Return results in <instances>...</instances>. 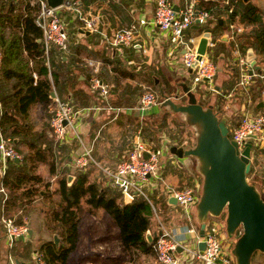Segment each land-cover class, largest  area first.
Instances as JSON below:
<instances>
[{
  "label": "crops",
  "instance_id": "obj_1",
  "mask_svg": "<svg viewBox=\"0 0 264 264\" xmlns=\"http://www.w3.org/2000/svg\"><path fill=\"white\" fill-rule=\"evenodd\" d=\"M82 1L86 7L85 10L83 8L84 12L96 17L97 30L84 29L81 22L73 19L69 11L63 13L68 31L69 48L66 51H60L55 45H51L52 58L55 60V70L58 73V84L52 85L51 89L54 94L52 96L49 94L48 102L39 100L33 102L25 116L21 118L18 116L19 123H24V126L27 124L35 132L44 133L49 141L53 139L49 154V159L53 163V171L50 169L49 162H39L34 171L48 182L47 188L52 192L55 200L59 198L60 179L66 177L68 184L74 180L75 174L80 169L74 165V158L84 147L91 148V154L97 164L92 162L82 169L88 170L89 180H97L105 185L109 182L100 166L114 167L138 138L145 140L146 136V142L154 140L158 145L160 137L172 132V127L163 130V124L159 126L157 124L161 122L170 126L172 123L171 126H175L179 122L178 118L182 117L162 106L161 101L141 109L137 102L140 93L147 88L152 89L151 85H159L160 93L164 92L168 96H173L175 93H181V83L190 84L191 81V72L184 67L180 53H168L167 35L153 21L154 0ZM189 1H193L199 8H208L211 14L208 25L193 24L185 31L186 34H199L206 26L214 28L213 36H211L214 42L212 57L217 65L212 82L214 90L207 88V82H202L200 91L196 90L195 93L198 100L202 104H212L218 116H226L229 124L236 122L237 117L245 112L249 114L264 112V106L262 107L260 103L262 99L264 100V92H262L264 77L261 76L262 73L264 74V61H262L264 50H259L254 43L246 44L241 48L242 37L239 39L238 34H235L241 54H245L246 57L253 56L256 59L255 64H260V68L254 70L250 83L252 100L246 103L242 89L237 85L239 68L234 63L236 54L231 47L234 39L231 38L225 9V4L230 0H173V3L180 8ZM247 1L258 6L264 13V0ZM140 19H144L145 22L139 23ZM131 23L137 25L136 37L132 44H112L110 39L115 30ZM234 23L241 25L240 27L244 29L240 32L250 31L253 37L256 33L254 29L260 24L237 20ZM88 60H91L93 64H88ZM94 73L110 86V93L106 98L107 104L117 106L120 110L117 112L114 109L104 108L82 114L78 116L76 122L81 141L70 136V132L68 141L56 142L49 125V108L53 104L54 96L69 99L76 107L99 103L100 96L90 86V76ZM47 75L52 80L50 69ZM37 78L36 73L34 80ZM101 100L103 101L101 104H105V100L102 98ZM173 118H176L177 122L173 121ZM192 131V136L191 134H186V136L195 139L193 128ZM181 135L185 136L180 133L178 136ZM14 142L22 156L29 150L20 136H16ZM263 142L264 138L261 144H264ZM259 150V143H256L251 151V170L255 172L254 169H256V172L261 174L253 176L258 181H262L264 185V153L260 155ZM0 172L2 173L1 162ZM159 172L161 180L155 187L150 186L148 190L154 207H152L153 215L148 228L152 236L155 233L158 234L160 223L166 224L165 226L173 230H181L186 224L179 213L174 214L165 224L162 221L161 215L170 216L168 212H165L169 209L168 205H177L166 199L164 183L175 187L201 183L200 174L196 170V159L191 156L178 157L172 153H165L161 158ZM69 175L70 179H68ZM0 187L4 188L1 184ZM4 189L9 196L8 190ZM41 193L43 194V190ZM42 194L30 205L27 204L29 205L27 213L23 214L22 210L18 209L10 214L17 220V215L22 213L20 221L24 220L28 225L27 238L32 242L30 256L17 257L7 251L9 247L0 222V264H9V254L15 259L16 264H35L34 250L38 248L43 239L53 236L45 226V210L43 209L45 200ZM2 196L3 192L0 191V198ZM82 203L84 211L78 222V239L76 246L68 253V264H162L157 260L156 252L145 254L133 251L128 253L120 240L119 228V235L112 236L109 230L101 225L99 215L104 209L97 208L91 212L87 210V205ZM229 241L232 242L231 239ZM252 264H264V252L256 251L252 257Z\"/></svg>",
  "mask_w": 264,
  "mask_h": 264
},
{
  "label": "built area",
  "instance_id": "obj_2",
  "mask_svg": "<svg viewBox=\"0 0 264 264\" xmlns=\"http://www.w3.org/2000/svg\"><path fill=\"white\" fill-rule=\"evenodd\" d=\"M35 1L39 6L35 21L42 29L45 52H47L50 44L55 45L60 51L68 49V31L58 13L57 9L59 7H63L73 14V17L81 22L84 29L97 30L96 17L90 13H85L79 0H63L62 4L57 7H51L46 0ZM209 18L208 9L197 8L193 1H189L183 4L182 7L175 9L174 3L170 0H154L153 21L167 35L168 53H180L184 67L190 70L191 81L189 86L195 93L196 90L200 91L202 82H207V88L214 90L212 82L217 71V65L212 57L214 42L211 37H208L206 51L198 58L197 44L203 32L186 34L185 31L193 24H205ZM144 22V19L139 21V23ZM240 26L230 22L228 28L231 32V38L234 39L232 47L239 68L237 85L242 89L246 103H249L252 100L250 83L253 74L250 73L252 68L250 60L245 54H241L239 43L235 39V34L244 30ZM136 32V23L121 26L115 30L110 42L112 44L131 45L136 37ZM143 50L145 51V49ZM194 62H196L195 66H193ZM88 64L92 65L93 62L88 60ZM1 65L2 57L0 53V68ZM33 76L36 77L35 72H33ZM90 86L100 96L99 103L76 107L69 99L54 96V108L49 118V125L52 137L56 142L68 141L70 132V136L81 141V135L76 129L78 116L104 108L114 109L117 112L120 110L117 106L107 104L106 98L110 93V86L108 83H104L95 73L90 76ZM101 98L105 100V104H101L103 102ZM157 101L156 92L150 88L142 91L137 100L138 107L141 109ZM229 125H227L228 136L237 143L240 152L252 134H256L254 144L257 143L255 140L264 138V134H262L264 131V112L262 111L255 114L245 112L236 122ZM0 135V162L1 170L4 172L7 159H20L22 155L18 149L8 142L9 137L5 138L1 131ZM162 142L163 144L160 146H152L141 138L136 139L126 155L114 167L100 166L107 181L120 190L124 197L131 200L137 196H142L152 205L148 190L150 186L155 187L161 180L159 172L161 158L171 145L177 146L180 144L168 138L163 139ZM92 162L97 164L91 154L90 147H84L74 158V165L78 168H86ZM164 186L166 199L174 196L177 205L183 206L185 210L190 208L195 210L200 193V184L175 187L164 183ZM0 191L3 192L1 198V210H3L8 194L3 187H0ZM187 217L190 219L189 214H187ZM0 222L8 247H12L17 239L24 238L28 233L27 223L24 220L18 222L13 215L1 213ZM196 222L197 224H185L181 230H173L160 223L159 230L161 233L157 234L153 243L157 260L162 264H235L231 253L232 243H230L225 231L219 230L218 221L208 218L202 236L198 233L199 223L197 219ZM200 240L204 241V248L198 247ZM33 258L35 264H46L44 252L41 250L35 249ZM8 260L9 264H16L11 254L8 255Z\"/></svg>",
  "mask_w": 264,
  "mask_h": 264
},
{
  "label": "trees",
  "instance_id": "obj_3",
  "mask_svg": "<svg viewBox=\"0 0 264 264\" xmlns=\"http://www.w3.org/2000/svg\"><path fill=\"white\" fill-rule=\"evenodd\" d=\"M79 2L85 10L84 2ZM38 12L39 6L35 0H0V131L5 138H10L8 142L16 149V136H20L29 148L19 162L8 159L5 171L0 172V184L9 192L3 210L0 198V214L10 215L18 209L23 214L27 213L29 205L43 190L45 226L53 236L43 239L37 249L44 252L46 264H68V253L76 246L78 239V222L84 211L82 202L91 212L103 208L111 215L128 253H153L157 233L151 242L146 240L145 232L150 227L153 209L145 198L137 196L126 201L122 192L111 183L102 185L97 180H89L88 170L80 168L70 184L66 177L60 179L59 198L55 200L47 188L48 182L34 171L39 162H49L50 169H53L52 160L49 159L53 139L51 142L44 133L35 132L27 124L19 123L18 116H25L33 102H48L52 85L58 84L53 49L50 45L45 53L42 29L35 21ZM226 13L229 23L236 20L260 23L254 29V37L250 31L237 34L239 39L242 37L241 48L254 43L259 50H264V13L258 6L247 0H230L226 3ZM208 21L204 25H208ZM48 69L52 80L47 75ZM33 72L38 74L37 80H34ZM163 93L156 91L158 102L163 100ZM22 213L17 215L18 221ZM31 250L32 242L27 238L16 240L7 251L26 258Z\"/></svg>",
  "mask_w": 264,
  "mask_h": 264
},
{
  "label": "water",
  "instance_id": "obj_4",
  "mask_svg": "<svg viewBox=\"0 0 264 264\" xmlns=\"http://www.w3.org/2000/svg\"><path fill=\"white\" fill-rule=\"evenodd\" d=\"M46 1L51 7H57L63 2ZM174 8L178 9L177 5ZM213 32L214 28L209 26L203 29V35L197 44L198 58L205 53L208 37L213 36ZM247 58L252 66L250 73L253 74L255 69L260 68V64H255L253 56ZM195 64L196 62L193 66ZM261 76L264 77V74ZM180 85L181 93L168 96L162 92L164 99L161 105L178 113L194 130L193 145H171L169 151L178 157L191 156L196 159V170L201 176L200 193L195 206L198 233L203 235L209 217L223 214L226 236L232 240L231 253L235 264H252L253 254L256 251L264 252V196L256 184L249 182L247 178L256 134L251 135L240 152L237 143L228 136L227 117H219L212 104L203 105L189 84L183 82ZM53 94L54 91L51 90L50 95ZM181 96L185 97V102L180 99ZM260 103L263 107L264 100ZM14 160L19 161L18 158ZM70 178L69 175L68 179ZM125 200L130 199L125 197ZM168 200L176 204L174 196H170ZM160 233L159 230L158 234ZM145 237L148 242L152 241L153 236L148 229ZM54 239L57 240L56 235ZM198 247L204 248L203 240L198 242Z\"/></svg>",
  "mask_w": 264,
  "mask_h": 264
},
{
  "label": "rangeland",
  "instance_id": "obj_5",
  "mask_svg": "<svg viewBox=\"0 0 264 264\" xmlns=\"http://www.w3.org/2000/svg\"><path fill=\"white\" fill-rule=\"evenodd\" d=\"M170 1H172L173 2V0H170ZM225 9H226V4H225ZM58 13L60 14V16H61V18H62V20L64 21V16H63V13L65 12V11H67L65 8H63V7H59L58 9ZM71 14V13H70ZM72 17H73V14H72ZM73 19H74V17H73ZM64 24H65V27H66V29H67V26H66V22L64 21ZM68 39H69V37H68ZM50 45H52V44H50ZM232 47V46H231ZM232 49H233V47H232ZM234 63L238 66V64H237V58H234ZM237 66H236V68H237ZM237 70V69H236ZM151 85V84H150ZM152 87V89H154V90H156L157 92H159V85H151ZM150 87V86H149ZM180 91V90H179ZM182 101H184L185 102V97H183V96H181V98H180ZM179 100V99H178ZM203 105H207L206 103H204ZM53 108H54V102H53V104L51 105V107L49 108L50 109V115H51V113H52V111H53ZM241 116H238L237 117V119H239ZM179 120V122H177V119L176 118H173L172 120L173 121H175V122H177V125H175V126H171L172 125V123L170 124V126L169 125H164V123H158L157 125L159 126V125H162V128H163V130H165V129H169L170 127H172V132H170V133H167V134H163L161 137H160V139H159V143H158V145H156L155 144V141L154 140H151V141H149L150 142V144L152 145V146H160V145H162L163 144V142H162V140L163 139H165L164 137H166V138H168V139H171V140H174V142H179L180 144L179 145H183V146H186V145H193L194 144V138H190V137H188V136H186V134H188V135H190L191 134V136L193 135L192 134V128L190 127V126H188L186 123H185V121L182 119V118H178ZM158 120V119H157ZM235 122V121H234ZM233 122V123H234ZM227 125L228 126H230L229 125V122H227ZM231 125H232V123H231ZM161 132V131H160ZM2 133V132H1ZM179 133L180 134H185V136L184 135H181V136H178L179 135ZM156 134H158L157 132H156ZM263 134V133H262ZM146 137V136H145ZM144 137V139L145 140H147L146 138ZM186 138V139H185ZM162 139V140H161ZM161 140V141H160ZM255 142H257V143H259V151H260V155H261V153H264V150H262V149H264V146H262V145H264V144H261V142H262V140H255ZM264 143V142H263ZM179 145H177V146H179ZM256 145V144H255ZM262 148V149H261ZM165 153H167V154H169V153H171L169 150L167 151V152H165ZM258 160H260V158H258ZM255 170V172H253L252 170L250 171L251 173H248V176H247V178H248V181L249 182H253V183H255L256 184V186L258 187V189L260 190V192L262 193V195L264 196V185H263V183H262V181H258L257 179H256V177H254L253 175H258L259 173H257L256 172V169H254ZM259 175H261V174H259ZM200 178H201V176H200ZM262 179V178H261ZM188 183V182H187ZM200 185H201V183H200ZM168 204V203H167ZM168 207H169V209H167V210H165V212H168V214L170 215V216H164V215H161L160 214V212H159V214L162 216V221L164 222V224L165 223H167V220H169L174 214L175 215H178L177 213H179L180 215H181V217L182 218H184V220H183V222H185L186 224H189V223H195V224H197V222H196V215H195V210L193 209V208H190V209H187V210H185V208L183 207V206H179V205H168ZM163 214H167V213H163ZM187 214H189L190 215V219H188V217H187ZM167 218V219H166ZM166 219V220H165ZM209 219H212V220H214V221H218V223H219V230L220 231H225V228H224V215L222 214L221 216H219V217H209ZM99 221H101V225L103 226V227H105L107 230H109V232H110V235H119V233H118V227H117V225L115 224V222L113 221V219H112V217H111V215L107 212V211H105V210H102V213H100V215H99ZM166 225V224H165ZM29 234L27 233V235H25V237L24 238H26L27 236H28Z\"/></svg>",
  "mask_w": 264,
  "mask_h": 264
}]
</instances>
